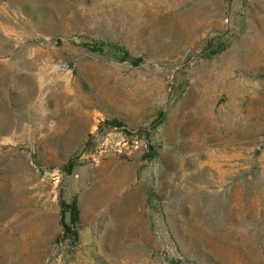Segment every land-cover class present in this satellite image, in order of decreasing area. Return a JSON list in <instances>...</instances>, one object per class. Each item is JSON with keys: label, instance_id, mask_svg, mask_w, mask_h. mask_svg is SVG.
I'll list each match as a JSON object with an SVG mask.
<instances>
[{"label": "rangeland", "instance_id": "374dc122", "mask_svg": "<svg viewBox=\"0 0 264 264\" xmlns=\"http://www.w3.org/2000/svg\"><path fill=\"white\" fill-rule=\"evenodd\" d=\"M0 264H264V0H0Z\"/></svg>", "mask_w": 264, "mask_h": 264}, {"label": "trees", "instance_id": "16d2710c", "mask_svg": "<svg viewBox=\"0 0 264 264\" xmlns=\"http://www.w3.org/2000/svg\"><path fill=\"white\" fill-rule=\"evenodd\" d=\"M138 61L139 59H132V62L134 64H136ZM65 206L70 209L72 222L76 223L80 218V208L78 206L77 201L74 200L72 203L66 204ZM64 226L67 230L70 229V225L65 222H64Z\"/></svg>", "mask_w": 264, "mask_h": 264}]
</instances>
